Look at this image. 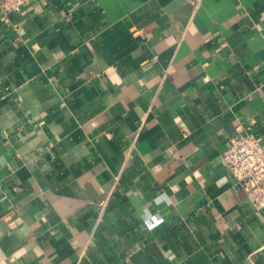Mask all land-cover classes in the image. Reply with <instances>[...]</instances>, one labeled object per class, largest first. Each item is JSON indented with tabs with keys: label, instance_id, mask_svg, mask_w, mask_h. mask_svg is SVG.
<instances>
[{
	"label": "crops",
	"instance_id": "obj_1",
	"mask_svg": "<svg viewBox=\"0 0 264 264\" xmlns=\"http://www.w3.org/2000/svg\"><path fill=\"white\" fill-rule=\"evenodd\" d=\"M191 1L0 8V264H264V0Z\"/></svg>",
	"mask_w": 264,
	"mask_h": 264
},
{
	"label": "built area",
	"instance_id": "obj_2",
	"mask_svg": "<svg viewBox=\"0 0 264 264\" xmlns=\"http://www.w3.org/2000/svg\"><path fill=\"white\" fill-rule=\"evenodd\" d=\"M27 0H0L4 13L19 11ZM198 0H192L196 6ZM222 161L237 187L258 205L264 204V144L249 129L230 137ZM103 206V202H99Z\"/></svg>",
	"mask_w": 264,
	"mask_h": 264
}]
</instances>
